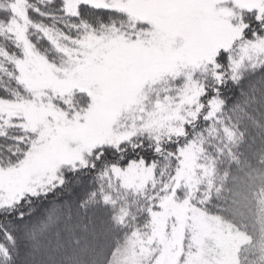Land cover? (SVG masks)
I'll return each instance as SVG.
<instances>
[{"label": "snow or ice", "instance_id": "obj_1", "mask_svg": "<svg viewBox=\"0 0 264 264\" xmlns=\"http://www.w3.org/2000/svg\"><path fill=\"white\" fill-rule=\"evenodd\" d=\"M0 264H264V0H0Z\"/></svg>", "mask_w": 264, "mask_h": 264}]
</instances>
